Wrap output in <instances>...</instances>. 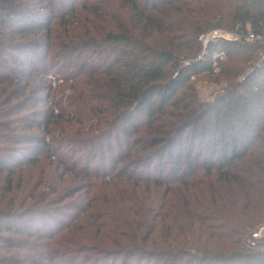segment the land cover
Instances as JSON below:
<instances>
[{"label": "trees", "instance_id": "trees-1", "mask_svg": "<svg viewBox=\"0 0 264 264\" xmlns=\"http://www.w3.org/2000/svg\"><path fill=\"white\" fill-rule=\"evenodd\" d=\"M78 1L0 0V264H264V0Z\"/></svg>", "mask_w": 264, "mask_h": 264}, {"label": "rangeland", "instance_id": "rangeland-1", "mask_svg": "<svg viewBox=\"0 0 264 264\" xmlns=\"http://www.w3.org/2000/svg\"><path fill=\"white\" fill-rule=\"evenodd\" d=\"M83 1V0H82ZM76 2V1H75ZM81 0L78 1V4H81L80 3ZM59 4H55V8L57 9L59 6ZM60 10V9H59ZM39 14H41L42 16H45V17H42V18H47V12H49L48 10L46 9H39ZM44 23H46L45 20L41 19ZM54 24H56L54 22ZM248 31H250V26L247 27ZM215 30H221V31H225L227 33H233V34H236L234 32H229L228 30H225V29H215ZM214 30V31H215ZM246 42V41H245ZM247 44H252V43H248L246 42ZM255 44H260L259 42H256ZM261 45V44H260ZM208 47V46H207ZM206 47V48H207ZM206 48L204 47V50H206ZM264 55V49L262 51V59H263V56ZM45 56V54H44ZM46 57V56H45ZM228 59H226L224 61V63L221 64V66L218 68L217 71H215V73L219 74L220 72H222V66L226 64ZM63 66L61 65L60 67H58V70L56 71H51L50 72V75L49 77L47 78L48 82H50V86H51V91L48 93H44V94H41L39 96H45L46 98V102L49 100L48 98L51 96V100L53 101L54 99L57 101L61 100V95L58 97H56V91H58L60 89V86H65V80L61 77L63 76L65 73L63 71V73H60V70H64ZM60 74V75H58ZM193 82L195 83L196 85V90L197 92L199 93V97L201 99V101H212L214 99V96H216L217 94H219L221 92V87L219 85H217L216 83L214 82H210V78L207 77V75H203V76H199L198 78L195 77V78H192ZM48 94V96H47ZM67 95V92L65 93ZM45 104V103H44ZM32 106V104H31ZM44 105H39V106H35V107H32L33 109L32 110H39V109H42ZM31 112V111H30ZM28 112L26 113H22L23 114H27ZM20 179L17 178L16 182H19ZM264 224V223H262ZM4 226V225H3ZM78 264H82V262H79Z\"/></svg>", "mask_w": 264, "mask_h": 264}, {"label": "built area", "instance_id": "built-area-1", "mask_svg": "<svg viewBox=\"0 0 264 264\" xmlns=\"http://www.w3.org/2000/svg\"><path fill=\"white\" fill-rule=\"evenodd\" d=\"M218 39L227 41V42H239L242 39L248 43L255 44L259 42L264 46V37H259L250 33L246 36L242 34H233L227 33L221 30H215L211 33H208L201 37V42L203 46L206 48L211 42L216 41ZM264 56V55H263ZM227 59V55L225 52H218L212 56V67L215 71L221 66L222 63ZM264 60V57H263ZM246 244L253 249L264 251V224L256 228L246 239Z\"/></svg>", "mask_w": 264, "mask_h": 264}, {"label": "water", "instance_id": "water-1", "mask_svg": "<svg viewBox=\"0 0 264 264\" xmlns=\"http://www.w3.org/2000/svg\"><path fill=\"white\" fill-rule=\"evenodd\" d=\"M202 58H200V60H201Z\"/></svg>", "mask_w": 264, "mask_h": 264}]
</instances>
